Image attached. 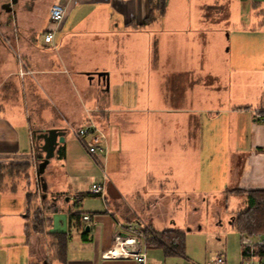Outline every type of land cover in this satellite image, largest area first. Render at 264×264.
<instances>
[{"label": "crops", "instance_id": "obj_1", "mask_svg": "<svg viewBox=\"0 0 264 264\" xmlns=\"http://www.w3.org/2000/svg\"><path fill=\"white\" fill-rule=\"evenodd\" d=\"M225 1L228 0H195V9H185L182 0V6L168 7L164 16H156L143 26L151 9L149 0H56L63 5L64 16L58 24L49 23L47 28L54 29L53 41H43L47 55L44 61H35L33 71L38 76L44 75L49 85L58 79L65 81L76 96L87 97L83 102L84 109L94 108V115L97 113L107 120L108 112L131 109L124 97L137 95L136 80L157 72L165 61L174 64L172 70L176 74H193L192 67L203 53L200 44L195 42L196 37L202 35L206 27L203 25L212 21L207 19L203 23V15L208 6ZM45 18L49 21L48 12ZM167 18L169 26L165 25ZM240 22L241 37L237 32L239 37L234 51L231 46L228 56L218 58L220 63L208 67L205 64L207 73L203 76L211 81V85L184 94L187 97L184 108L181 105L177 108L160 106L175 115L137 122L143 135L142 138L134 135L128 138L129 169L125 172V179L115 182L106 173V141L95 117L93 123L102 150L90 153L85 136L81 139L69 132L100 166L103 175L98 184L104 186L105 197L101 198L99 208L86 205L79 209L90 215V220L80 219V223L88 226L87 230L84 229L86 233L75 228L65 231L60 225L68 223L69 226L68 211L77 209L67 207L69 203L65 196L69 190L65 186L55 190L54 183L49 181H46L45 191L40 187L41 197L62 198L58 200L62 210L52 214V227L47 231L68 233L64 263L56 257L50 234H32L27 240L24 233L25 193L22 196L18 186L13 189L11 183L0 188V264H136L130 255L121 254L122 246L116 243L115 235L127 232V225L144 233L147 230L145 221L150 222L156 231L171 228L175 223L173 220L160 226L153 223L150 216V209L156 207L152 201L161 196L159 203H163L170 192L186 194L190 207L194 203L192 209L198 207L196 197L204 199V195L210 193H217L219 197L225 193V203L234 207L232 212L247 206L245 194L227 191L264 188V122L259 113L264 107V0H241ZM240 26L235 25L234 29ZM151 39L157 41L159 53L156 56H152ZM194 53L198 55L194 56ZM26 63L21 60L20 67H28L30 72L26 74L31 77L33 71ZM97 73H104L105 79ZM215 74L226 77L228 89L213 84ZM93 80H96L94 86L91 84ZM159 92L162 94V90ZM81 110L82 107L77 110L78 119ZM182 111L203 114L200 116L203 117L204 135L193 138L185 135L184 127L188 123ZM25 120L21 112L0 108V162H30L29 156H33L36 140L40 139H35ZM57 128L67 131L65 127ZM29 144L32 146L30 150ZM59 147L63 156L57 153ZM78 148V143L66 146L62 142L57 145L54 157L65 161L77 155ZM49 166L48 163L45 169L48 170ZM151 176L155 179L153 186L149 187L147 183ZM93 183L96 182L91 185ZM91 185L87 192L82 185L77 190L75 188L79 204L85 202L83 195L98 197L90 192ZM217 201L213 198L210 202L219 214L221 206ZM145 207L149 211H143ZM135 236L138 247L146 250L148 247L143 238ZM240 237L242 251L244 240L241 234ZM252 239L264 240V233L253 235ZM243 258L241 253L239 261Z\"/></svg>", "mask_w": 264, "mask_h": 264}, {"label": "rangeland", "instance_id": "obj_2", "mask_svg": "<svg viewBox=\"0 0 264 264\" xmlns=\"http://www.w3.org/2000/svg\"><path fill=\"white\" fill-rule=\"evenodd\" d=\"M8 1L10 0H0V4ZM53 2L56 0H17L13 4L14 13L0 12V108L3 107L6 111H13V113L21 112L35 139L39 131H44L51 125L65 127L67 131L63 142L66 146H71L72 142L78 143V150L72 149V153L76 152L77 155L67 158L65 161L60 160L61 157H51L48 161L50 165L48 170L45 169L42 173L44 181L54 183L55 190H58L60 186L67 187L70 192L65 196L69 203L67 207L82 209L87 205L91 208H97L102 205L100 196L94 198L81 195L85 198V202L79 204L76 201L75 188L77 190L82 185V188L87 192L86 190L92 182L102 181V170L81 142L69 132H73L83 122L91 121L93 123V117H95L100 128L99 131L103 132L106 141V173L115 182L119 179H125V172L129 169L126 150L128 138L133 135L142 138L143 135L142 127L137 122L146 119L158 120L164 116L175 115L176 113H169L160 106L177 108L176 106L181 105L184 108V99L187 98L184 94L197 87L209 86L211 81L203 76L207 73L206 67L211 66L212 63L214 65L220 63L217 62L219 61L218 58L228 56L231 46L234 51V46L239 37L237 32L241 37V0H228L223 4L222 2L214 4L208 6V11H206V7L204 8L206 12L202 22L204 23L207 19H212V21L205 23L203 26L206 27L202 30V35L196 37L195 42L200 44L203 53L198 56L200 59L195 62L196 69L193 65L191 76L189 73L176 74L172 70L174 64L169 65L170 61H165V65H159L157 72L136 80L139 88L137 95L124 97L127 99L126 105L131 109L127 110L126 108L121 112H108L107 120L106 117L97 116V113L94 115V108L87 107L84 109L83 102L87 97L76 96L65 81L58 79L49 85L44 75L38 76V73L35 74L33 71L34 63L37 60L44 61L47 55L46 47L43 46V33L49 26V21L45 18V14ZM180 2L182 0H171L168 7L170 9H175L176 6L180 7L182 6ZM183 2L185 9L196 8L195 0H183ZM168 7L166 6L165 13ZM165 25H170L169 18L166 19ZM235 25L240 27L234 29ZM172 33L177 32L173 31ZM150 45L152 56L154 54L156 56L159 53L157 41L151 39ZM197 55L198 53H194V56ZM177 56L183 57V55ZM21 60H24L25 63L27 61L33 71L31 73L33 76L29 77V74H26L30 72L28 67H20ZM200 66H202L201 70ZM221 78L223 79L221 80ZM227 78L229 79V77ZM212 82L217 87L228 89L227 84H225L228 81L222 75H216ZM91 84L96 85V80H93ZM159 89L162 90V94H160ZM101 101H104V97H101ZM80 107L82 110L78 119L77 110ZM181 113L188 123L184 127V133L187 137L193 138L205 134L204 128L201 127L203 117L200 115L203 114L189 111H182ZM96 132L97 130L93 129L85 135L86 143L96 144L98 140ZM29 138L31 144L32 136L30 135ZM30 144L28 145L29 150L32 148V144ZM36 144L37 146L32 152L33 156H29L31 158H29L31 163L29 187H25L23 179L18 185V190L21 191L22 196L27 189L38 190L41 194V186L36 184V167L44 157V152L40 148L42 140H36ZM82 177L85 179L82 180ZM154 179L152 176L151 180L149 178L150 181L147 183L149 187L153 186ZM167 195L163 203H159L161 196L152 201L156 207L150 209V216L153 223L160 226H163L165 221L173 220L175 223L171 225V228L185 232L184 254L165 255L162 248L148 247L146 249L148 258L161 264H206L217 253H221L228 264H235L239 261L241 237L229 224V217L234 207L229 202L225 203V193H222L220 197L217 193L206 194L204 199L198 196L195 198V205L198 207L194 206L193 209L194 203L190 207L189 197L186 194L170 192ZM213 198H217V203L221 206L219 214L211 205L210 201ZM146 210L149 211L147 207L143 211ZM64 213L66 212L64 211ZM145 223L147 230H153L150 222L145 221ZM60 227L65 231L72 230L68 223L62 224ZM72 241L74 240L72 239L71 243ZM142 246H144L143 243Z\"/></svg>", "mask_w": 264, "mask_h": 264}, {"label": "trees", "instance_id": "obj_3", "mask_svg": "<svg viewBox=\"0 0 264 264\" xmlns=\"http://www.w3.org/2000/svg\"><path fill=\"white\" fill-rule=\"evenodd\" d=\"M149 3L151 8L150 13L142 24L143 26L154 20L156 16H163L167 6V0H149ZM259 113L260 118L264 122V107L259 110ZM57 153L63 156V151L60 147L57 149ZM30 166L31 163L29 161L0 162V188L11 183L12 188L15 189L22 179L25 182V187H29ZM227 192L242 193L247 198L246 207L232 212L229 220L230 226L242 236H253L264 233V188L248 190L237 188L229 189ZM24 198V233L27 240L32 234H50L54 241L56 257L64 263L67 259L68 233L64 231H47L52 227V214L62 210L58 203V200L62 198L52 197L48 199L41 197L38 190L29 189L25 191ZM68 212L69 228L80 229L83 233H86L84 230L85 225L80 223L83 211L75 209L69 210ZM144 241L147 247L162 248L165 255L184 254L185 232L179 229L169 228L161 231L145 230ZM241 253L243 256L249 253V249L245 246V243L242 245ZM255 254L262 258L264 256V245L257 246Z\"/></svg>", "mask_w": 264, "mask_h": 264}, {"label": "built area", "instance_id": "obj_4", "mask_svg": "<svg viewBox=\"0 0 264 264\" xmlns=\"http://www.w3.org/2000/svg\"><path fill=\"white\" fill-rule=\"evenodd\" d=\"M65 9L60 2H53L48 9V18L50 24H58L61 22L64 16ZM53 28H47V30L43 33V41L45 43H49L53 41ZM97 130L94 123L87 122L82 126H78L74 129L73 133L79 137L83 138L86 134H88L91 130ZM98 139V137H97ZM100 140L98 139L96 144L92 143L87 146V150L90 153H94L97 150H102L103 147L99 144ZM90 192L92 194L100 196L104 199V186L98 183H93L91 185ZM83 220H90V215L85 213L82 216ZM126 231L125 234H116L115 241L119 245L122 246L121 254L123 255H130L135 261L136 264H159L151 259H149L146 255L145 248L138 247V239L135 235H139L144 240V233L141 232L139 229H134L131 225H127L125 227ZM135 234V235H132ZM243 240L245 246L249 249L248 255H245L244 258L235 263V264H264L262 258L256 256L255 250L257 246L264 245V240L258 239L253 240L252 236H243ZM143 250V252H142ZM206 264H228L227 260L223 257L221 253H217L212 259H210Z\"/></svg>", "mask_w": 264, "mask_h": 264}, {"label": "water", "instance_id": "obj_5", "mask_svg": "<svg viewBox=\"0 0 264 264\" xmlns=\"http://www.w3.org/2000/svg\"><path fill=\"white\" fill-rule=\"evenodd\" d=\"M16 1L17 0H10L4 3L2 6L5 7L6 10H11L12 5L16 3ZM97 75L105 79L104 73H97ZM64 132L65 131L60 128L51 127L44 131H41L36 136L37 139L42 140L40 148L44 152V157L39 161L36 169V180L37 182H39L42 191L46 190V182L44 181L42 173L44 172L49 159L54 156L57 145L64 141ZM85 228L87 230L88 226H86Z\"/></svg>", "mask_w": 264, "mask_h": 264}, {"label": "flooded vegetation", "instance_id": "obj_6", "mask_svg": "<svg viewBox=\"0 0 264 264\" xmlns=\"http://www.w3.org/2000/svg\"><path fill=\"white\" fill-rule=\"evenodd\" d=\"M3 4H4V3H1V4H0V12H1V11H4V12H11V13H14L13 5H12L11 10H6V8L2 6Z\"/></svg>", "mask_w": 264, "mask_h": 264}]
</instances>
